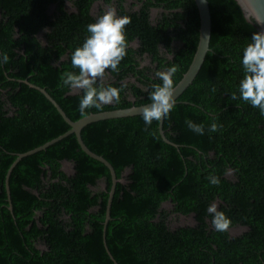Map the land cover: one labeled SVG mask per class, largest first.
<instances>
[{
  "label": "trees",
  "instance_id": "trees-1",
  "mask_svg": "<svg viewBox=\"0 0 264 264\" xmlns=\"http://www.w3.org/2000/svg\"><path fill=\"white\" fill-rule=\"evenodd\" d=\"M128 1L0 0V264H114L105 245L117 264H264V115L231 98L244 75L243 50L257 30L234 0H207L209 52L163 118L164 135L176 147L161 139L159 121L146 126L142 115L82 129L84 145L114 168L118 180L106 225L110 173L73 134L21 159L7 180L17 155L70 130L25 82L45 89L76 122L151 103L160 71L175 66L174 86L181 80L199 39L194 1ZM95 4L102 5L101 14L92 13ZM103 7L131 21L125 26L127 55L118 72L103 77L105 86L120 90V99L82 116L83 93L63 87L60 77L78 72L71 54ZM153 10H159L154 20ZM188 120L203 125L204 135L189 130ZM213 123L216 132L210 131ZM65 162L72 175L62 171ZM166 203L170 213L162 208ZM213 204L230 220L225 232L212 226L207 209ZM170 214L193 216L195 225L170 230ZM236 227L245 233L230 236Z\"/></svg>",
  "mask_w": 264,
  "mask_h": 264
},
{
  "label": "clouds",
  "instance_id": "clouds-1",
  "mask_svg": "<svg viewBox=\"0 0 264 264\" xmlns=\"http://www.w3.org/2000/svg\"><path fill=\"white\" fill-rule=\"evenodd\" d=\"M128 17H118L115 10H109L100 16L95 23L88 24V35L81 46L71 54V65L78 72H65L61 77L62 86L72 91H80L83 95L79 102V113L87 115V110L99 109L103 105L119 102L120 90L103 84L106 72H118L121 61L127 55L128 43L125 26L130 23ZM8 57L4 56V63ZM243 78L237 86V92L232 94V100H241L250 104L264 115V32L253 34L252 41L243 50L241 59ZM177 67L173 66L156 75L162 82L152 86L149 92L150 104L142 109V119L146 126L153 121L167 117L175 108L173 76ZM186 124L194 133L204 135L203 125H197L191 120ZM218 125L213 123L210 131L216 132ZM212 185H219L220 179L210 176ZM212 217V226L218 232H225L230 226V220L224 212L218 211L215 204L207 209Z\"/></svg>",
  "mask_w": 264,
  "mask_h": 264
},
{
  "label": "water",
  "instance_id": "water-1",
  "mask_svg": "<svg viewBox=\"0 0 264 264\" xmlns=\"http://www.w3.org/2000/svg\"><path fill=\"white\" fill-rule=\"evenodd\" d=\"M193 1L196 5L198 16H199V22H200L199 39H198L196 51L194 53L193 59L187 71L184 73L181 80L174 86L173 98L175 100V104H177L178 98L182 96V94L187 90V88L196 79L206 59V55L209 52V43H210V38H211V15H210L209 3L207 0H193ZM234 1L237 4V6L240 8L245 20L248 23H250L257 30V32H264V0H234ZM25 83L30 88L35 89L44 95V97L57 110V112L62 117L64 122L70 127V130L67 133L63 134L62 136H59L58 138L53 139L34 150L17 155L15 161L13 162V164L10 166L8 170L7 180L12 170L15 168V166L21 159L31 156L39 151H43L49 148L50 146L58 143L63 138L73 134L76 137L77 143L79 144L81 150L91 159L103 164L110 173L111 188H110V191L108 194V200H107V211H106V222H105V225H106L110 217V207H111V203L114 197L115 188H116L118 180H117L114 168L104 158L94 154L84 145L81 139V131L83 128L87 127L88 125L98 123L101 121L141 116L142 109L148 104L142 105V106H132L126 109H118V110L107 111V112H102L98 114H90L88 116H85L79 119L76 122H72L70 119L67 118V116L65 115L63 110L58 106V104L47 94L45 89L32 85L28 82H25ZM162 123H163V119L159 121V134H160L161 139L166 144L175 146L173 143H171L170 141L166 139L164 132L162 130ZM7 180H6V191H7L8 202H9L8 208H9V211L12 213L13 210L11 207L10 192H9V186H8ZM104 232H105V229H104ZM104 237L105 236L103 235V238ZM105 249H106V252L109 258L112 260V262L114 264H117L115 260L113 259L112 255L110 254V252L108 251L106 245H105Z\"/></svg>",
  "mask_w": 264,
  "mask_h": 264
},
{
  "label": "rangeland",
  "instance_id": "rangeland-1",
  "mask_svg": "<svg viewBox=\"0 0 264 264\" xmlns=\"http://www.w3.org/2000/svg\"><path fill=\"white\" fill-rule=\"evenodd\" d=\"M130 0L127 3V6L130 5ZM102 7L101 4H95L92 8V13L94 15L101 14V12L99 11V8ZM68 9L71 10V8L68 6ZM103 14L109 10H114L113 8L111 9L110 7H103ZM51 10V9H50ZM159 14V10H153L152 14H151V18L152 20H154L156 18V16H158ZM41 39V37H40ZM78 91L73 90V93H77ZM62 171H64L67 175H72L73 173V169H72V165L70 163H63L62 164ZM126 173L124 174V179H125ZM121 180L122 183H125V180ZM99 189H104V184L103 183H99ZM162 208L164 210H166L167 212L170 213L172 207L170 204H164L162 206ZM195 225V221H194V217L193 216H188V217H182V216H178V215H173L170 214L169 218H168V227L170 230H175L178 228H183V227H191ZM246 228L243 227H236L233 228L232 230L229 231L230 236L235 237V236H239L242 235L243 233H245Z\"/></svg>",
  "mask_w": 264,
  "mask_h": 264
},
{
  "label": "flooded vegetation",
  "instance_id": "flooded-vegetation-1",
  "mask_svg": "<svg viewBox=\"0 0 264 264\" xmlns=\"http://www.w3.org/2000/svg\"><path fill=\"white\" fill-rule=\"evenodd\" d=\"M104 188H105V187H104ZM166 204H169V203H166ZM232 229H233V228H232ZM232 229H231V230H232ZM240 236H241V235H240Z\"/></svg>",
  "mask_w": 264,
  "mask_h": 264
}]
</instances>
